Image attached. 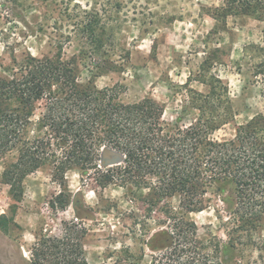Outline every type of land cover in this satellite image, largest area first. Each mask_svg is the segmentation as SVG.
Masks as SVG:
<instances>
[{
  "label": "rangeland",
  "instance_id": "374dc122",
  "mask_svg": "<svg viewBox=\"0 0 264 264\" xmlns=\"http://www.w3.org/2000/svg\"><path fill=\"white\" fill-rule=\"evenodd\" d=\"M220 4L0 0V72L30 55L60 54L74 60L81 81L92 78L124 103L153 99L163 108V121L185 126L210 112L215 124L225 121L211 136L229 138L236 125L264 112V64L257 66L264 57V33L263 22L254 17L230 15L225 25L215 20L211 14ZM83 179L76 170L67 172L63 209L50 204L60 188L48 165L25 177L20 199L0 183V215L8 218L0 228V264H30L32 246L43 235L60 236L62 221L78 223L88 264H171L163 231L178 216L195 225L201 246L213 238V244L228 242L225 205L209 191V207L184 212L178 195L151 205L119 186L93 189ZM219 254L229 264L236 259L222 243ZM250 260L246 256L242 263Z\"/></svg>",
  "mask_w": 264,
  "mask_h": 264
},
{
  "label": "trees",
  "instance_id": "16d2710c",
  "mask_svg": "<svg viewBox=\"0 0 264 264\" xmlns=\"http://www.w3.org/2000/svg\"><path fill=\"white\" fill-rule=\"evenodd\" d=\"M211 15L224 25L230 15L254 17L263 22L264 33V0H221ZM262 62L264 57L257 66ZM3 71L0 183L8 186L11 198L20 199L25 177L44 165L60 188L50 204L62 209L71 170L93 189L119 186L151 205L178 195L184 212L209 207V191L225 205L228 242L213 244V238L201 246L195 225L174 217L163 231L169 239L167 259L171 264H229L220 257L222 243L236 255L231 264H243L246 256L252 257L247 264H264V112L236 125L231 137L216 139L211 132L225 121L215 124L212 113L186 126L163 121L155 100L124 103L113 89L97 88L92 78L81 81L74 60L60 54L30 55ZM7 155L12 160L5 161ZM7 219L0 215V228ZM61 224L60 236L43 235L32 246L30 264H88L78 223Z\"/></svg>",
  "mask_w": 264,
  "mask_h": 264
},
{
  "label": "crops",
  "instance_id": "0c3cea01",
  "mask_svg": "<svg viewBox=\"0 0 264 264\" xmlns=\"http://www.w3.org/2000/svg\"><path fill=\"white\" fill-rule=\"evenodd\" d=\"M245 17H249V18H253V17H251V16H245ZM254 19V18H253ZM256 20V19H255Z\"/></svg>",
  "mask_w": 264,
  "mask_h": 264
}]
</instances>
